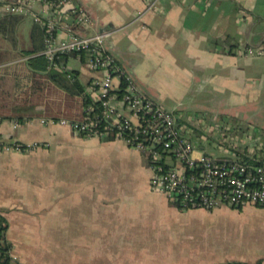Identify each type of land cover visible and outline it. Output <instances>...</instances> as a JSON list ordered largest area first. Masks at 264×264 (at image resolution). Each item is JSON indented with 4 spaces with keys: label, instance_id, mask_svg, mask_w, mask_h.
<instances>
[{
    "label": "crops",
    "instance_id": "1",
    "mask_svg": "<svg viewBox=\"0 0 264 264\" xmlns=\"http://www.w3.org/2000/svg\"><path fill=\"white\" fill-rule=\"evenodd\" d=\"M148 1L73 0L94 22L72 29L94 34L107 27L106 46L121 68L150 97L181 114L197 152L220 159L263 156L264 54L247 55L239 48L264 47V0H157L155 9L146 10ZM137 11L145 12L136 19ZM23 16L30 19L25 45L30 46L34 21ZM63 22L64 35L70 27ZM20 24L19 48L4 41L9 57L0 64L7 68L0 71L1 93L4 88L14 93L20 74L27 72L22 62L28 57L19 53ZM64 56L62 70L40 72L44 91L35 101L19 105L13 94L0 98L9 109L21 107L22 119H32L17 128L14 117L1 120L7 140L48 141L49 147L38 149L44 154L64 141L67 162L64 173L52 177L53 167L10 165L5 155L11 151H0V212L9 221L12 255L23 264H264V205L217 208L255 213L256 228L235 242L199 245L182 230L198 208L181 209L153 190L152 170L140 151L123 139L81 136L69 126L40 121L76 119L83 111L82 96H72L49 72L66 66L78 72L83 85L99 75L74 55ZM54 85L60 101L53 100L55 107L47 112L45 90ZM42 102L41 112L25 111ZM36 170L45 175L26 176Z\"/></svg>",
    "mask_w": 264,
    "mask_h": 264
},
{
    "label": "built area",
    "instance_id": "2",
    "mask_svg": "<svg viewBox=\"0 0 264 264\" xmlns=\"http://www.w3.org/2000/svg\"><path fill=\"white\" fill-rule=\"evenodd\" d=\"M0 5L1 15L29 16L42 26V53L49 69L62 70L58 56L74 55L90 71L99 73L84 84L82 95L89 102L81 119L42 118L43 124L66 125L86 137L123 139L140 151L152 170V189L164 193L181 209L264 205V162L220 159L197 152L195 143L185 135L181 114L150 97L121 68L105 43L111 32L83 34L72 29L93 25L86 7L73 0H0ZM156 7L157 0H149L146 10ZM144 12L137 11L136 19ZM64 18L70 29L63 35ZM239 49L247 55L264 54L263 46L244 45ZM64 71L75 81L76 76L66 66ZM29 120L11 121L17 128ZM50 145L48 141L7 140L1 133L0 120V151L26 152Z\"/></svg>",
    "mask_w": 264,
    "mask_h": 264
},
{
    "label": "rangeland",
    "instance_id": "3",
    "mask_svg": "<svg viewBox=\"0 0 264 264\" xmlns=\"http://www.w3.org/2000/svg\"><path fill=\"white\" fill-rule=\"evenodd\" d=\"M29 27L30 19L25 18L19 29V35L21 38L22 46H25L29 42ZM24 29V30H23ZM7 85L6 83H4ZM3 84V86H4ZM45 90L46 96L48 97L45 101V105L49 107L47 112L53 111L51 108L55 107V103L59 104L61 91L56 85L53 87L47 88ZM16 100H19V96L16 97ZM19 105H24L21 101H18ZM27 106L28 113L41 112L44 105V102L34 105ZM28 105V104H27ZM40 149V148H38ZM38 149L18 152L11 151L10 154L6 156V163L15 166H21L26 168L31 167H53L52 177H59L61 175L60 171L64 173V165H67V162L64 161V141L60 143H54L50 148L51 154H44ZM211 149V148H210ZM18 152V153H16ZM213 155L218 153L215 150H210ZM113 153H109L112 155ZM30 171H32L30 169ZM44 170H36L35 173H27L26 176H44ZM241 210V209H240ZM239 211V210H238ZM237 210L230 209H218V210H203L196 209L192 210L190 213L191 217L187 219L186 225L182 230L195 242L199 245L202 244H217L221 241L223 242H235L237 239L241 238L243 234L249 233L252 234L255 230L257 216H254L255 213H241Z\"/></svg>",
    "mask_w": 264,
    "mask_h": 264
},
{
    "label": "trees",
    "instance_id": "4",
    "mask_svg": "<svg viewBox=\"0 0 264 264\" xmlns=\"http://www.w3.org/2000/svg\"><path fill=\"white\" fill-rule=\"evenodd\" d=\"M24 19L23 15L17 14H0V64H3L6 59H8L9 55L4 48V43L9 42L15 48H19V38L17 37V28L20 22ZM45 31L42 26L38 23L33 24L31 30V45L30 46H22L19 49V53L23 55V57H28L26 60L22 62L23 67L27 69V72L20 74V79L15 83V91L12 92L9 88H4V92L0 91V98L5 95V98H8L12 94L14 97L20 96L19 100L22 104H27L29 102L35 101L41 95V90L44 91L43 80H40L41 71H46L48 69V62L46 57L42 53L45 48ZM5 41V42H4ZM233 45H229L232 47ZM65 57L64 55L58 56L57 60L60 61L61 58ZM7 68L2 67L0 71H5ZM49 70V69H48ZM76 76L75 81L71 82L68 79L67 73L51 71L49 72L50 77L57 82L59 86L63 89L66 88L70 91L72 96H82V104L83 111L81 116L76 119H81L84 113V107L86 103L89 101L83 96L84 85L79 80L78 72L71 71ZM26 78L27 82H22L21 78ZM4 83L7 84V80H4ZM18 91V94H17ZM24 113L21 107L17 109H9L7 107V103L0 104V120L3 119H11V118H19L23 120ZM84 136V135H81ZM115 137H108L106 140H113ZM254 160L258 162H264V155L261 157H256ZM9 228V221L5 215L0 212V264H23L18 261L12 255V242L7 237V231ZM230 264H247L242 261H232ZM257 264H263L262 261H258Z\"/></svg>",
    "mask_w": 264,
    "mask_h": 264
},
{
    "label": "water",
    "instance_id": "5",
    "mask_svg": "<svg viewBox=\"0 0 264 264\" xmlns=\"http://www.w3.org/2000/svg\"><path fill=\"white\" fill-rule=\"evenodd\" d=\"M100 32L103 33V32H110V31H109V29L106 27V28H103ZM109 36H110V35H109Z\"/></svg>",
    "mask_w": 264,
    "mask_h": 264
}]
</instances>
